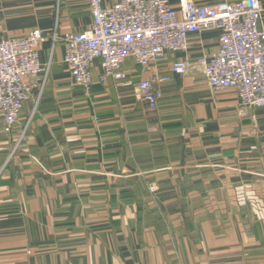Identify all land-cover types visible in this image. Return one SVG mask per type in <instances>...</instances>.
I'll use <instances>...</instances> for the list:
<instances>
[{"label":"crops","instance_id":"crops-1","mask_svg":"<svg viewBox=\"0 0 264 264\" xmlns=\"http://www.w3.org/2000/svg\"><path fill=\"white\" fill-rule=\"evenodd\" d=\"M91 25L87 0H0V40L39 28L49 64L11 134L0 115V264H264V107L242 115L234 89L171 71L216 54L220 31L158 63L152 109L132 59L130 84L102 83L101 59L89 92L75 84L65 37Z\"/></svg>","mask_w":264,"mask_h":264},{"label":"built area","instance_id":"built-area-1","mask_svg":"<svg viewBox=\"0 0 264 264\" xmlns=\"http://www.w3.org/2000/svg\"><path fill=\"white\" fill-rule=\"evenodd\" d=\"M92 14L91 28L65 37V57L75 84L89 92L93 85L96 60L101 59V82L126 75L122 64L132 59L150 76L135 85L136 96L157 109L163 91L156 87L168 81L157 67L169 52L187 51L189 35L219 30V47L214 55L194 61L177 60L171 71L202 74L213 90L234 89L242 108L264 107V4L261 0L198 3L181 0H87ZM56 32L54 38L56 39ZM44 32L30 30L24 37L0 40V115L4 131L11 134L21 118L32 90L45 83L49 64L42 63L40 48ZM44 75L42 78L41 76ZM21 140V139H20ZM153 190L155 188H152Z\"/></svg>","mask_w":264,"mask_h":264}]
</instances>
